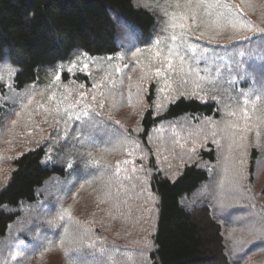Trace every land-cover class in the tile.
Masks as SVG:
<instances>
[{"label": "trees", "instance_id": "16d2710c", "mask_svg": "<svg viewBox=\"0 0 264 264\" xmlns=\"http://www.w3.org/2000/svg\"><path fill=\"white\" fill-rule=\"evenodd\" d=\"M172 1L0 0V69L4 64L12 68L15 92L22 94L35 83L47 82L57 69L84 57L92 62H122L121 54L138 49L144 51L142 56L159 50L173 58L163 78L143 84L142 108L134 126L94 109L90 115L100 124L85 132L91 134L89 139L85 133L61 135L54 129L41 143L12 158L0 183V243L23 218L24 209L48 206L49 215L19 236L26 239L24 245L31 244L24 248L27 258L55 246L65 234L67 219H54V213L64 209L69 191L78 183L106 171L107 150L94 149L121 144L125 154L120 161L132 158L139 176L124 186L128 189L119 196L121 209L106 210L97 240L73 247L67 264H264V235L250 243L231 234V228L236 232L245 223L248 208L264 226V35L258 31L264 30L263 5L204 0L197 9L193 0L182 6ZM208 4L221 7L208 9ZM221 13L223 18H219ZM176 19L187 30L175 25ZM210 20H216L220 30L214 39L211 33L204 35ZM228 21L243 23L231 38L227 31L232 25L224 28L231 24ZM181 32L199 46L195 54L179 51V40H171ZM203 49L207 54L197 63L192 57L201 55ZM92 62L89 70L73 72L72 80L88 86L98 70ZM65 70L60 75L63 82L69 80ZM115 81L103 84L104 93L117 89ZM17 105L0 102V125ZM237 124L241 130L235 134L251 144L246 176L253 203L226 207L216 194L215 203L189 208L187 200L218 173L216 165L213 170L208 165L220 157L223 131ZM105 132L117 134V144L107 142ZM172 137H178L180 145L169 152L159 150L158 141L165 144ZM190 144L195 155L187 160L177 149ZM70 175L77 178L65 190L47 196L41 193L48 182L67 181ZM127 216L125 227L117 226ZM131 232H135L133 239Z\"/></svg>", "mask_w": 264, "mask_h": 264}, {"label": "rangeland", "instance_id": "374dc122", "mask_svg": "<svg viewBox=\"0 0 264 264\" xmlns=\"http://www.w3.org/2000/svg\"><path fill=\"white\" fill-rule=\"evenodd\" d=\"M188 1L173 0L172 3L182 6ZM193 1L195 7L197 4L206 2L204 0ZM241 1L246 6H248V1L257 7L263 5L264 8V0ZM205 12L208 14L207 11ZM178 20L176 19L175 25L178 27L183 25V28L187 30L186 24L182 20ZM216 22V20H210L212 31L209 27L204 34L205 36L211 33L212 39H214V36L219 35L220 30L217 31L219 26ZM230 25L232 27L227 31L228 38L234 36L236 29L241 28L243 23L236 21V23L225 25L224 28ZM149 52V54L142 56L144 51L133 49L126 55H120L124 57L122 62L118 59H97L92 62L86 57L81 58V61L74 60L57 69L56 75L51 74L47 82L35 83L22 94L15 92L12 87L8 86L12 84L10 76L13 72L10 71L12 68L8 64H4L0 69V76L3 77L0 79V102L12 101L13 104H18V108L13 112L11 111L8 118L0 125V183L8 174L12 158L21 150L41 143L54 129L60 130L59 134L61 135L72 132L74 136H77L86 131L88 133L90 127L94 129L98 126L100 124L99 119L90 115L94 109L104 114L116 116V120L134 126L137 122V111L142 108V93L145 90L143 84L147 82L149 84L156 78H163V72L173 66L171 56L168 58L159 50H149ZM134 53L135 55H133ZM91 62L98 70L90 78L89 85L73 81L72 73L79 70H89ZM62 68L66 69L68 81L63 82L61 79ZM113 80H116L117 89H111L110 92L104 93L103 84L112 83ZM160 86L164 87V85ZM105 97L109 98L106 100ZM244 124L245 122L241 125L242 129ZM239 130L241 128L237 124L233 129L229 128L227 131H223L224 139L221 143L220 157L217 155L216 164L208 165V168L210 166L212 170L216 165L218 173H215L216 177H210L209 183L200 187L192 198L187 200L189 208L215 203L218 200L216 194L222 200L220 205L224 203L226 207L244 205V202L247 201L253 203V196L246 176L248 148L251 147V144L235 134ZM83 136L85 139H89L91 134L85 133ZM105 136L107 142L115 144L120 139L117 134L110 132H105ZM180 143L181 140L178 137H172L165 144L158 141V147L159 150L164 149L169 152L173 146L180 145ZM193 149L195 148L192 144L178 146L177 153L179 156H185L187 160H192L195 155ZM94 150L98 152L107 150L103 162L106 171L98 177L78 183L76 188L69 191V197L62 206L64 209L58 208L54 213V219L58 220L59 216H64L67 219V224L64 227L65 234L55 242L56 245L48 247L42 254L40 253L41 255L38 254L29 258L23 256L26 251L24 248L30 247L31 244L24 245L26 239H21L19 232H23V235L26 234L28 229L43 221L42 219L46 217L47 213L48 215L50 213L48 206L45 209H41L40 206L37 208L32 206L22 210L23 218L12 226L8 237L0 243V264H67L68 253L73 247H79L86 242L97 240L95 235L100 232V224L106 222V210L112 208L119 211L121 209L122 200L119 196L128 189L124 186L139 175L137 164L132 158L128 162L122 163L120 161L125 154L124 145H111ZM86 174L84 172V175ZM69 177L67 181L48 182L41 193H44L45 196L50 193L58 194L60 190H65L77 178V175H70ZM112 189L117 190V192L112 193ZM249 210L248 208L244 214L247 218L244 220L245 223L238 226L236 232H234L235 227L231 228V234L233 237L240 236L239 239L242 242L251 243L263 236L261 233L264 226L257 223L258 219ZM221 213L224 217H231L227 212ZM242 216L240 218H243ZM236 218L234 215L233 219ZM129 220L128 217L123 220V223H118L117 226L120 225L124 228ZM129 235L132 239L135 238V232H131ZM262 252L263 250L257 251L260 255ZM69 264L71 263L69 262Z\"/></svg>", "mask_w": 264, "mask_h": 264}, {"label": "snow or ice", "instance_id": "6c2138e0", "mask_svg": "<svg viewBox=\"0 0 264 264\" xmlns=\"http://www.w3.org/2000/svg\"><path fill=\"white\" fill-rule=\"evenodd\" d=\"M206 7L208 9H212V8H216V7H221V5L208 4V5H206ZM196 8L197 9L200 8V5L197 4ZM173 18H175V14H173ZM219 18H223V13L220 14ZM228 22L232 23V21H228ZM179 26L181 28H183V25H179ZM233 26L235 27V24H233ZM173 27H175V25H173ZM258 31H261V34L264 35V30H258ZM244 39H249V37H244ZM171 40L174 41V42L179 40V48H178L179 51H189V52H191L193 54H195L198 51L199 46L196 43L191 42V39L184 32H181L179 35H176V34L172 35L171 36ZM155 43L158 44L159 40H157ZM169 51L171 52L172 50L170 49ZM201 53L202 54L199 55V56L193 55V57H192L197 63H199V62L204 60V57L207 54V49L201 50ZM133 55H135V53ZM181 58L183 59V57H181ZM85 67H87V65H85ZM10 71H13V70H10ZM0 79H3V77L0 76ZM8 86L11 87V85H8ZM259 99H260V97L257 98V100H259ZM249 102L250 101L246 99L243 103L245 105H247ZM252 103L254 104L255 102H252ZM245 114H247V113H245ZM85 115H87V113H85ZM77 119H79V117H77ZM13 123H15V122H13ZM261 234L264 235V229H262V233Z\"/></svg>", "mask_w": 264, "mask_h": 264}]
</instances>
